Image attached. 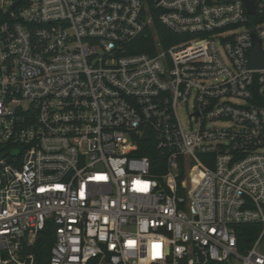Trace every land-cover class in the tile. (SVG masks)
<instances>
[{
  "label": "built area",
  "instance_id": "obj_1",
  "mask_svg": "<svg viewBox=\"0 0 264 264\" xmlns=\"http://www.w3.org/2000/svg\"><path fill=\"white\" fill-rule=\"evenodd\" d=\"M254 37L264 0H0V264H37L49 222L48 264H264Z\"/></svg>",
  "mask_w": 264,
  "mask_h": 264
},
{
  "label": "trees",
  "instance_id": "obj_2",
  "mask_svg": "<svg viewBox=\"0 0 264 264\" xmlns=\"http://www.w3.org/2000/svg\"><path fill=\"white\" fill-rule=\"evenodd\" d=\"M160 40L164 47L170 46L174 41L175 36L180 38V35L172 34L165 27L158 25ZM172 36V37H170ZM153 36H139L135 38L128 46L129 52L143 53L150 52L151 44H153ZM138 155L148 156L151 160L152 172L155 174H161L163 172L164 160L161 157L157 144L151 138L150 140L141 142ZM238 229V241L241 249L250 247L257 239L261 226L256 223H244L237 225ZM55 226L52 223H47L44 230L39 232L37 240L33 246L30 247V252H33L36 256L37 264H48L51 255V247L55 243Z\"/></svg>",
  "mask_w": 264,
  "mask_h": 264
},
{
  "label": "water",
  "instance_id": "obj_3",
  "mask_svg": "<svg viewBox=\"0 0 264 264\" xmlns=\"http://www.w3.org/2000/svg\"><path fill=\"white\" fill-rule=\"evenodd\" d=\"M249 6V11L251 13H255V6L252 2L247 1ZM251 60H250V67L253 68H260L264 66V53L261 49L260 41L258 38L254 37V47L250 51ZM150 137V129L147 128L145 134L143 135V139H148Z\"/></svg>",
  "mask_w": 264,
  "mask_h": 264
},
{
  "label": "rangeland",
  "instance_id": "obj_4",
  "mask_svg": "<svg viewBox=\"0 0 264 264\" xmlns=\"http://www.w3.org/2000/svg\"><path fill=\"white\" fill-rule=\"evenodd\" d=\"M190 110V109H189ZM179 116L181 119V122L185 128H188V111L186 108H180L179 109ZM219 125H223L219 123Z\"/></svg>",
  "mask_w": 264,
  "mask_h": 264
}]
</instances>
